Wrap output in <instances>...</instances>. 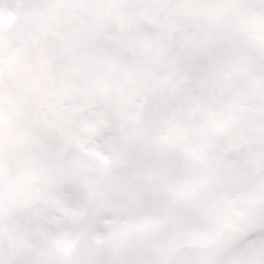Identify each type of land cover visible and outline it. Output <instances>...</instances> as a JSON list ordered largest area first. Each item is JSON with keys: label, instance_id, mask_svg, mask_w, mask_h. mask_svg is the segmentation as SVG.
Returning a JSON list of instances; mask_svg holds the SVG:
<instances>
[{"label": "clouds", "instance_id": "9594fccd", "mask_svg": "<svg viewBox=\"0 0 264 264\" xmlns=\"http://www.w3.org/2000/svg\"><path fill=\"white\" fill-rule=\"evenodd\" d=\"M0 264H264V0H0Z\"/></svg>", "mask_w": 264, "mask_h": 264}]
</instances>
